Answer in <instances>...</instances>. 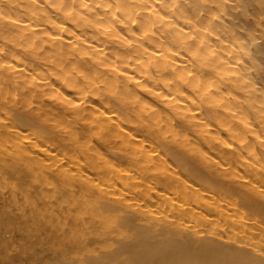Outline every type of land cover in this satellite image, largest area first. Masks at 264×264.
<instances>
[{
  "label": "bare ground",
  "instance_id": "bare-ground-1",
  "mask_svg": "<svg viewBox=\"0 0 264 264\" xmlns=\"http://www.w3.org/2000/svg\"><path fill=\"white\" fill-rule=\"evenodd\" d=\"M11 179L42 264H264V0H0Z\"/></svg>",
  "mask_w": 264,
  "mask_h": 264
},
{
  "label": "rangeland",
  "instance_id": "rangeland-1",
  "mask_svg": "<svg viewBox=\"0 0 264 264\" xmlns=\"http://www.w3.org/2000/svg\"><path fill=\"white\" fill-rule=\"evenodd\" d=\"M9 183L10 180L3 185V189L0 188V264H42L59 257V244L49 238L48 231L44 232V211L41 206L36 209L30 201L27 202L19 193V182L12 180V185ZM35 183L37 182L29 179L27 185L38 187Z\"/></svg>",
  "mask_w": 264,
  "mask_h": 264
}]
</instances>
